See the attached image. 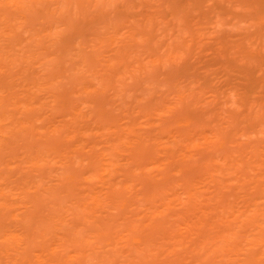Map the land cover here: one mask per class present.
Segmentation results:
<instances>
[{
    "label": "rangeland",
    "instance_id": "rangeland-1",
    "mask_svg": "<svg viewBox=\"0 0 264 264\" xmlns=\"http://www.w3.org/2000/svg\"><path fill=\"white\" fill-rule=\"evenodd\" d=\"M88 1L0 0V264H264V1Z\"/></svg>",
    "mask_w": 264,
    "mask_h": 264
},
{
    "label": "bare ground",
    "instance_id": "bare-ground-1",
    "mask_svg": "<svg viewBox=\"0 0 264 264\" xmlns=\"http://www.w3.org/2000/svg\"><path fill=\"white\" fill-rule=\"evenodd\" d=\"M37 1H39V0H37ZM67 1H68V0H67ZM86 1H87V0H86ZM89 1H90V0H89ZM89 1H88V3H89ZM180 1H181V0H180ZM252 1H253V0H252ZM263 1H264V0H263ZM40 2H41V1H40ZM248 2H249V1H248ZM250 2H251V1H250ZM36 3H37V2H36ZM181 3H182V4H181ZM252 3H253V2H252ZM254 3L256 4V1H255ZM34 4H35V3H34ZM85 4H86V3H85ZM36 5H37V4H36ZM79 5H80V4H79ZM180 5H181V6H180ZM253 5H254V4H253ZM256 5H259V8H256V6H255V8H256L257 10L259 9L258 12H261V14H260V15L258 14L259 17H256L257 15H256L255 17H256L258 20L261 21V20L263 19V15H264V14H263V13H264V8H263L264 5L259 4V2H258ZM260 5H261L262 7H261ZM80 6H83V5H80ZM179 6H180V7H179ZM181 7H182V8H181ZM178 8L181 10L180 13H182L183 2H179L178 4H176V11L179 10ZM260 8H261V9H260ZM184 9H185V7H184ZM184 9H183V10H184ZM180 10H179V11H180ZM257 10H256V11H257ZM260 10H261V11H260ZM186 11H187V10H186ZM253 18H254V17H253ZM14 38L16 39V37H14ZM152 39H153V38H152ZM247 104H248V103H247ZM118 140H120V139H118ZM188 141H190V142H194V141H192V139H189ZM221 142H222V141H221ZM71 176H72V175H70L69 177L71 178ZM72 177H73V176H72ZM71 180H72V179H71ZM122 204H123V203H122ZM126 205H127V203L125 202V204L122 205V206H123L122 208L126 207ZM89 208H90V207H87V208H85V209H89ZM89 211H90V210H89ZM83 212H85L84 214H86V210L83 209ZM150 232L152 233V232H153V229H152V231L150 230ZM147 235H148V236H147V238H146V242H147V244H149L150 239H151V234L148 232ZM101 238H102L101 235H98V234H97V239H99V241L101 240ZM136 239H137V238H136ZM211 239H213V238H211V237L209 238V237H208V238L206 239V243L208 244V243L211 241ZM106 240H107V239H106ZM258 240H260V241H263V240H264V233H262L261 236H259L258 238L255 239V241H258ZM83 241L85 242L86 240L84 239ZM104 241H105V240L102 238V240H101L100 242H104ZM109 243H110V241H109ZM110 244H111V243H110ZM234 248H236V247H235V246H232V247H231V249H234ZM78 256H80V257H79V260L81 259L82 262L85 261V260H88V261H89V260H92V255H91V254H89V255H87V256H84V253H83V254L78 255ZM108 260H109V258H108ZM106 263H107V262H106ZM108 264H110V263H108Z\"/></svg>",
    "mask_w": 264,
    "mask_h": 264
}]
</instances>
